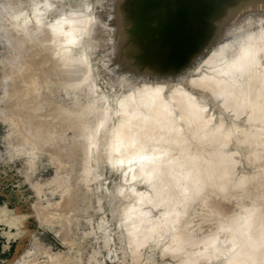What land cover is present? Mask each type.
<instances>
[{
	"label": "rangeland",
	"instance_id": "rangeland-1",
	"mask_svg": "<svg viewBox=\"0 0 264 264\" xmlns=\"http://www.w3.org/2000/svg\"><path fill=\"white\" fill-rule=\"evenodd\" d=\"M20 1L24 2V5L22 4L23 6H27L25 15L31 16V9L34 0H0V16L2 17L9 9H12L9 7H14L17 3H22ZM219 1L220 0H206V2H201V0H59L56 2L55 0V9H57L58 14V10H60V16L61 14L63 15V8L66 10H68V8H74L87 13L93 23L91 35L87 37L88 44H83L86 50L84 48L83 50L88 52L90 63H92L94 74L93 83L99 96H109L110 98H113L121 95L129 100L125 95H130L129 93L132 90L154 86L161 87L165 99L169 100L170 98L171 100L174 97L176 99L180 98L181 100L184 92L186 94L183 95H187L188 101H186L187 97L183 96L185 99L184 100L182 97V101H184L183 104L189 102L190 96L193 98V101L196 100L195 105H197V102L200 107L203 105V112L199 106L193 107V110L196 111V113L192 110V107H190L189 104L187 106L188 108L186 107L187 103H185L186 105H178V107L185 106L186 109H189V111H191V113H189L190 115L194 112L195 115H191V121L189 120V114H186L189 112L188 110H186V112L184 110L185 108H182L183 112H181L182 110L180 111V108L178 109V107H176L177 110L180 111L177 112L178 114L184 113L183 115L185 118L183 117V120L186 121L185 123H189L188 126L186 124L185 126L183 125V122H181L182 124H180L179 129L184 132L181 130L179 131L180 133L177 132L175 138L182 137L180 138L181 140L179 139L177 141L178 144L165 139L167 140L165 141V146L168 152L166 157L167 160L172 162L171 166L165 167L167 170H164L162 161L160 164L162 167L158 169L156 174H154V177L147 178L145 174H142V177L139 176L136 179V186H133L134 189L128 184L129 179L126 175L127 171L125 170V167L122 168L125 170L123 172L125 174L123 175L122 171L119 170L120 166L118 168L114 167V164H112L113 162L110 163V160H104L98 153L95 155L96 158L93 159H97L96 165L94 166H97L96 170L98 171V175L91 180L84 179V168H82L79 161L72 162V153L74 151L72 148L77 146L73 143V140H76V137L73 135L74 132L72 129L70 130H72L73 133L70 130H64L67 132L66 137L64 135L65 133L60 131L61 129L56 131L55 135H58L54 137H59L60 140L57 138L54 145L60 144V141H62V143H67L66 141L69 140V142L65 144V147L67 146L66 148L62 147L64 144L61 146L62 143L58 146L56 145L57 147L61 146L59 147L60 150L54 145V147H52L53 149L50 148L53 151L55 150L54 153L56 155L53 154L52 150L46 149L47 143L42 145V141L39 146L38 144L35 146L36 149L32 153L20 148V139L18 138H21L22 131L19 127L20 121H18L19 119L17 117L19 114L16 113L18 109H16V106L14 105V108H12V104H15V100H13L14 98L10 99V97L14 96V94L12 93V96L10 95V97L6 94L7 82L11 83L12 81L14 84L17 79V74L16 76L15 74H12L16 72L15 67H13L14 61H10V58L12 60V57H14V51L11 44L12 40L7 36L4 24L0 17V25L3 27L0 26V264H235L233 262H227L225 258L222 257H217L216 260H214L202 256L196 262L184 261L183 258L178 257V255L175 256L171 253H166L168 250L165 252L162 250L163 248L160 250V248H158L160 246H155V243L138 251L135 246L136 244H132L133 240L135 241L133 237L136 234L132 237L131 233L134 230H130L126 223L120 222L122 218L118 211L120 210L121 212L122 208L120 209V206L123 205L121 204L123 202H125L124 206H127V204L131 202L129 203L130 205H128L136 207L134 212L136 210L138 213L135 212L137 215L136 219H131L132 227L135 223L140 224V214L143 213L144 215V212L148 213L147 209L150 208L149 206L151 205L153 207L151 206L152 210L148 209L149 213L152 211V214L155 212L154 216H159V213L163 208V201L160 198V190L163 187L160 181V176L163 175L164 172L167 173V180L164 183V186L168 184L170 185L169 182H172L171 188L174 187L176 191L178 187L176 182L177 184L182 182V180L179 182L181 177H178L179 171L177 172V169L185 164H189L191 160L188 159V163L187 158H184V148H186L185 151L187 150L193 154L195 152L194 155H196L199 154V152L202 151V147H204V151L199 155H205V160L207 161L211 158L209 159L211 161L209 164L203 159L204 161L200 162L202 164L199 163V167L208 169L212 165L213 168L211 166V170H214V172H209L210 169L209 171L207 170L209 173L214 174H212L211 178L209 177L211 183L208 182V184H203V187L204 185H209L208 187L205 186V189H207L205 191H209L208 188H210L211 185L214 186L213 182L217 185L221 180H219L217 172L218 167L221 166V164L223 167H226L225 164H227V160H225V158H229V160L233 161L232 167H230V170L232 168V173L229 171L228 175L230 178L229 180L228 177L226 178L228 181L232 180V184H230L232 188L227 190V192L225 189L224 191L227 194L224 193L226 196H222L220 195V189H217V187L215 189L214 186V190L212 191L211 187V191H209L207 195L205 192V195L195 201L196 207L192 210L191 216L193 218L191 217V222L196 228V236L201 238L210 233L214 228L216 229V225L218 224L216 221L220 218V215L218 214L221 212L220 204H225L228 208L231 206L230 209L232 212L229 211V214L234 212L235 215L237 213H235V210L238 211L241 206L240 203H243L242 205L249 207L250 209L259 207L258 209L261 210V212L259 210V213L262 215L264 214V195L262 196V193L264 194V115H260L259 113L261 111V103L264 102V98H262L264 97V41L252 42L251 45L247 46L250 50V53L247 54L251 55V63H253L251 64L249 61L250 58L247 57L249 59L248 65L251 64L250 67L252 66V68H249L253 72H249V69V74L246 72L247 70L245 71L246 73H241L244 78L242 75H239L240 77L238 76V82L239 84L240 82L242 84L240 85L242 96L244 98L242 100V112L233 108L231 110V107L227 105L229 97L225 98L226 95L217 96L221 91L210 90L207 87L196 85L195 82L197 79H202L205 75L215 78L222 77L220 69L214 70L210 60L218 48L225 46L232 41L235 34L244 33L246 29L247 31L255 30V27L256 29L259 28V30L261 27L264 28V0H239V2L238 0L224 1V3H222V5H224L220 6L221 10L225 8L224 11L222 10L223 13H219L221 11L220 8H216ZM52 2H54V0H52ZM7 3L11 4V6H7ZM234 3H236L235 6L237 9L233 8L235 10H231L232 7H234ZM218 9L219 11H216ZM66 10L63 12L66 13ZM215 12L216 15L217 12L220 15L218 14V18L214 21L213 32L210 36L205 37L206 34L203 25L211 19V16H213ZM252 25L255 27H252ZM153 46H155V48H153ZM133 47L138 48V50L136 49V51H132ZM242 48L243 45L241 43H236L233 46V49L235 50H240ZM121 53L125 55V60L123 56L120 55L125 64L117 66L119 54ZM229 57L231 58L229 59L232 60V53H229ZM9 62H12L13 65ZM25 72L26 71H23V74ZM255 72L259 73V76H257V73V75H255ZM37 73L33 74L32 77V80L36 84H34L32 90L36 87L38 92L34 90L35 92L32 91L33 93L47 90L49 94H46L48 96L55 97L56 94L55 98L57 100L60 102L67 101L68 104L72 105L74 99L73 92H68L66 94L63 89H59L58 91V89L55 88L56 85L52 84L54 82L52 81V77H50L51 74L48 73V76L47 74L45 75V73H42L43 75H41V73L39 75L38 73L39 76H35ZM11 74L13 77L10 76ZM245 74L248 75L245 76ZM8 76L13 79L15 77V80L7 81L10 79ZM40 77L41 79H39ZM36 78L39 80H36ZM47 79L51 80V82L47 81ZM38 81L39 83H36ZM37 84H40V86ZM44 86L48 87L45 88ZM181 90L183 92H181ZM175 92H177L179 98L174 94ZM28 96L29 95L26 97ZM87 96L88 93L85 94L84 101L88 99ZM124 97L123 99H125ZM11 100H13V102ZM256 100L258 101L256 102ZM259 100L262 102L257 104ZM10 103L12 104L10 105ZM180 104H182V102ZM263 105L262 109H264ZM130 107H132L133 112H137V107L140 109H138V112L142 111V108L139 106ZM198 109L201 111L199 110L198 112ZM255 110L258 112L255 113ZM235 111L236 113H241V116L238 113L236 114ZM200 112L202 115L204 113L203 116L206 119H204L202 115L197 114ZM9 113L13 114L14 117L11 114L9 115ZM174 113H176L175 110ZM256 114L258 115V118L255 117ZM144 115L145 112H143V116ZM199 115L202 118L200 117L201 122L197 123L195 118H199ZM9 116H12V120ZM109 117L110 119L108 120H111V118L115 119L112 114H109ZM209 119H211L210 122H212V120L213 122L210 123L207 121ZM191 122L196 123H194V127L191 125L190 129L185 128L187 131L186 133L183 128L189 127V125L192 124ZM219 123L222 124L218 127L221 129L224 128L225 131H223L225 133L214 125ZM195 124H198V126L196 127ZM211 126L216 128L213 129ZM237 126L239 133H237V131L232 133L231 130H234V128L236 129ZM162 127L161 130L163 129V131H165ZM228 127L231 130H229ZM165 128L169 130L171 129L170 132L166 129L168 134L172 132V128L167 126H165ZM192 128L197 129H195V131ZM202 128L204 131H201L203 130ZM198 129H201L200 131L202 133L210 132V137H212L208 142L206 141L208 133H206L205 140L201 138L199 142L197 138L196 145L200 146V151H196L197 149L195 150V148H198L199 150V147L194 145L196 140H189V138H196L195 136L199 131ZM201 132L200 134L202 135ZM192 133L195 135H192ZM222 133L225 134L224 136L222 135L224 139L220 136ZM229 133L232 135L230 136ZM146 135L147 134L145 133V135L143 134L141 137L144 141L147 140L148 136H150L148 138L149 141L154 139L152 134L150 135V133H148V135ZM67 136L68 138L71 137V140L68 139ZM220 138H222V141H218ZM228 139L230 141H228ZM257 139H261L262 141L257 142ZM161 140L163 141V139H159L151 142L161 145ZM201 140H203V142ZM223 140L225 144L223 143ZM226 140L227 143L225 142ZM149 141L146 142L148 143ZM188 142L191 143L189 144ZM220 143H222L223 146ZM169 144H171V147ZM179 144L183 146H180ZM186 144H188V146H186ZM190 145L192 146V149H190ZM156 146L157 145H152L153 148ZM175 146L176 148L179 146L183 149H171ZM215 146H217V148ZM67 148L68 153H66ZM212 148H215L216 152L212 150ZM65 149L66 152H64ZM175 150H177V154ZM224 150L225 152L223 154L222 151ZM205 151L207 153L210 151L212 154L215 152V155L218 154L216 155L218 159L215 160V162H212V159H216V157L212 154H210V157L207 156ZM59 153L64 156L61 158ZM181 154L183 155L177 159ZM219 155H222L223 158L225 156L227 157L223 160ZM65 158L67 159V162ZM220 158L223 163L225 161L224 164L220 161ZM234 158H236V160H234ZM69 159L71 160L70 162ZM218 160L220 162L219 166H215L218 164ZM177 162L181 163V165L178 163L179 165L177 164L176 166L175 164ZM205 163L209 166L207 167ZM122 164L124 163L116 165L118 166ZM203 164H205V166H203ZM172 167L176 168L175 172ZM168 169H171L170 171H173L174 173H172L174 175L172 173L170 174ZM157 174H159L158 177ZM230 174L232 176H230ZM244 175L247 177L248 175L250 176L247 178ZM126 177L128 179L127 181H125L126 179L124 180ZM242 177L243 179L246 178L245 181ZM217 179V182L214 181ZM240 180L246 182V185L243 181H241L243 182L241 184H244L245 186L238 184L240 183ZM156 182H159L158 185L152 186V184H156ZM123 185H126L125 189L128 191L122 187ZM127 185L129 187H127ZM233 185H240L241 187H239L242 189L239 190V188L236 187L235 189H238V191L235 192V186L233 187ZM254 185H256V188ZM121 187L123 188V193L129 192V194H123L124 196L121 195V198L119 199L118 196L122 194L120 192ZM137 188L140 189L141 192L143 190L142 194L148 195V198L145 199L143 203L136 199L137 195H142ZM152 189L155 191H152ZM110 190L111 192L113 190L115 191V193L112 192L114 195H112ZM217 190L220 194L217 193ZM151 191L152 194H150ZM245 192L247 194L243 195ZM259 192H262L261 195H259ZM108 194L115 197L112 198L111 195ZM153 196L154 198H152ZM256 196L257 198H255ZM238 198H240V200ZM74 200L76 202H74ZM127 200L128 202L126 204ZM239 201L241 202L239 203ZM155 202L158 203L156 204ZM255 202H257V206ZM245 203L247 205H245ZM141 204L142 208L146 211L142 208L141 210H138L140 209ZM239 204L240 206L238 207ZM117 207H119V209H117ZM232 207L235 209L234 211L232 210ZM135 214H133L132 217L134 216L135 218ZM152 214L150 213L148 215L152 216ZM18 215L22 216L21 220L17 218ZM148 215L146 217L144 216L145 219ZM206 215L210 216L206 217ZM138 216L140 222H137L139 220ZM151 216H149V218H151ZM137 228L138 227L136 226L135 230ZM135 232H137V230ZM135 232H133V234ZM130 235L133 238L132 240H130Z\"/></svg>",
	"mask_w": 264,
	"mask_h": 264
},
{
	"label": "bare ground",
	"instance_id": "bare-ground-1",
	"mask_svg": "<svg viewBox=\"0 0 264 264\" xmlns=\"http://www.w3.org/2000/svg\"><path fill=\"white\" fill-rule=\"evenodd\" d=\"M58 1L56 0V2H58ZM224 1L228 2V0H220L218 3L219 7L217 6L216 8H220V10H221L220 6L224 5V4L222 5V3H224ZM20 2H22V1H20ZM56 2H55V0H54V2H52V0H34L33 7L31 9V12H32L31 16L25 15V12L27 10V6L26 5L23 6L24 2L17 3L14 5V7L11 6V4L7 3L8 4L7 6H11L9 8H12V9H9L6 12V14H3L2 17L0 16L1 20L4 24V28H5L7 36L9 37V39L12 40L11 44H12L13 51H14L13 52L14 57H12V60L10 58V61H14V65L12 62H9V63H12L13 67H15L16 72L15 73L11 72V73L15 74V76L17 74V79L15 80V77L13 79V78H10L8 76V78H10V79L7 78L8 79L7 81L15 80V82L13 81L14 84L12 83V81H11L12 84L10 82H7L8 84L6 86V90H7L6 94L9 95V97H10V95L12 96V93L14 94V96L10 97V99L14 98L13 100H15V104L10 103V105L12 104V108H14L13 107V105H14V106H16L15 108L18 109L16 111V113H18L19 115L18 116L16 115V116L19 119L18 121H20L19 127L22 131V133H21L22 136L18 135V136H21V138L20 137L18 138V139H20L19 140L20 141V148L27 150L28 152L32 153L36 149L35 146L37 144L39 146L41 141H42V143H41L42 145L44 143H47L46 149H50L54 146L57 147L58 145H60L62 143V141H60V144L54 145V143H56V141H57V138L59 139V137H57V138L54 137V136L58 135V134L55 135L56 131L61 129L60 131H63L65 133L64 135L66 137L67 132H65L64 130L72 129L74 133L72 132V130H70V131L73 133V135L76 137V140H77V141L73 140L74 141L73 143H75L77 145L75 148L73 147L75 145L70 146V147H73L72 150L74 149V151L72 153V160H73L72 162L79 161L82 168H84V172H85V178L84 179H86V180H91L93 177L98 175V171L96 170L97 166L96 167L94 166V165H96L97 159L93 160L94 158H96L95 155L97 153L100 156H102V158L104 160L107 159V161H109V160L111 161L110 163L113 162L112 164H114V167L118 168L120 166L121 169L119 167V170H121L122 173L126 170L127 171L126 175L128 176V179H129L128 184L132 188H133V186H136L135 181L139 176L142 177V174L143 175L145 174V176L147 178H152V176L154 177V174H156V172L158 171V169L160 167L163 166L164 167L163 169L167 170L165 167L171 166L172 162L170 160H167L166 155L168 154V152H167V148L165 146V141L168 140V141H172V142L178 144L177 141L180 138H182V137H177L178 139L175 138L177 132H179L181 130V129H179V126H180V124H182L181 122H183V125L186 124L185 123L186 121L183 120L185 118L183 115L184 113H180L181 115L177 113V112H180L182 110V108L184 109L185 106L184 107L183 106L178 107V105H186L185 103H187L186 107L189 104L190 107H192V110H193V107L199 106V108H201L202 112L204 110L203 105L200 107V105H198V102H197V105H195L196 100L193 101V98L190 97L189 95H188L190 98L189 102H185L183 104L184 101H182V97L184 96L183 94H186V93H184L182 90H181V92H183V94H182L181 100L179 98V95H177V92H175L174 94H176L177 98H179V99H176L174 97L171 100H170V98H169V100L165 99L163 96L164 94H163L161 87H154V86L153 87L152 86L151 87H144L145 89L142 87V89L138 88V89L132 90L130 93L128 92L130 95H128V96L125 95V96L127 98H129V100L123 96L128 101L123 99V97L121 95L115 96L113 98H110L109 96H99V94L96 92L95 85L93 83V80H94L93 66H92V63H90V58H89L88 52L85 51L86 48H85V46H83V44L85 45V43L88 44L87 37L89 35H91L92 29H93V23H92L91 19L89 18V16L87 15V13L83 12L82 10H77L74 8H68V10L63 8L62 9L63 15L61 14V16H60V10H58V12H59V14H58L57 9H55L56 8V6H55ZM201 2H206V0H201ZM238 2H239V0H238ZM238 2H236V3H238ZM236 3H234V7H232L231 10L237 9L235 6ZM231 6H233V5H231ZM233 8H235V9H233ZM224 9H222V10L224 11ZM65 10L67 11L66 13L63 12ZM216 11H219V9ZM221 11L219 13H223V11L222 12ZM219 13L217 12V15H216V12H215L214 14L216 16L214 14H213V16L210 15L211 19H209V21L203 25L204 31L206 34L205 37L210 36V34L213 32V30H214L213 24H214V21L220 15ZM252 27H255V26L252 25ZM250 29H251V27H250ZM261 29H263V30H261ZM261 29L260 30H259V28L256 29V27H255V30L253 29L252 31H247V29H246V31L244 33L242 32L240 34H235L230 43H228L225 46L218 48L216 53L211 58L210 63L213 66L214 70L220 69V73H221L222 77L215 78V77H210V76L205 75L202 79H197L199 81H197V80L195 81L196 85H199V86L201 85L202 87H207L210 90L221 91V92H219L220 94L219 93L217 94V96L218 95H223V96L226 95L225 98L229 97L228 98L229 100L227 101V105L231 107V110L233 108L237 111L242 112V102H243L242 100L244 98L242 96V89H241L242 84H241V82H240L241 85L239 84L238 76L239 75L243 76V74H241L242 72L243 73L247 72L249 74V72L252 71L250 69V68H252V66L250 67V65L253 63H251L252 62V60H251L252 58H250L251 55L247 54V53H250L249 52L250 50L248 49L249 47L247 48V46L251 45L252 42L264 41V28L261 27ZM162 30H163V28H162ZM248 30H249V28H248ZM236 43H241L243 45V48L240 50L233 49V46ZM83 48L85 50H83ZM153 48H155V46H153ZM136 49L138 50V48L133 47L132 51L133 50L136 51ZM154 50H156V49H154ZM229 53H232V55H233L232 60H230L231 58L229 57ZM120 55H122L123 58L125 57V55L123 53L119 54L117 66H122L125 64L122 61V58H121L122 56H120ZM247 57L250 58V60ZM124 60H125V58H124ZM248 60L251 63L249 65H248V63H249ZM166 62H168V61H166ZM253 62H254V60H253ZM9 65H11V64H9ZM214 65H215V67H214ZM246 68H248V69H246ZM248 70H249V72H248ZM23 71H26V72L23 74ZM37 72L39 73V75H40V73H41V75H43L44 73H45V75L46 74L48 75V73L51 74L50 77H52V79H53L52 81L54 82L52 84L56 85L55 88H57L58 91H59V89H63L66 94L68 92H73L74 99L72 101V105L68 104L67 101L60 102L59 100H57L55 98L56 94H55V97L54 96H48L47 95V94H49L48 91L47 90L44 91L43 88H42L43 91H40L39 93H33L32 91L36 90V87L34 90H32V88L35 84L34 81L32 80V77H33V74H35ZM38 73L35 76H37ZM256 73L257 72H255V75L258 74L257 76H259V73H257V74ZM12 74L10 76H12ZM248 74H245V76H247ZM242 76H241V78H242ZM41 77L39 79H41ZM50 77H49V79H50ZM243 78H244V76H243ZM39 79L36 78V80H39ZM47 81L51 82V80H48V79H47ZM40 82H41V80H40ZM36 83H39V81ZM40 84L39 85L37 84V85L40 86ZM41 87H42V85H41ZM46 87H48V86H46ZM40 90H41V88H40ZM36 91L38 92V89ZM86 93H88V96H87L88 99L86 101H84V97H85ZM27 95H29V96L26 97ZM57 95H59V94H57ZM172 96H174V95H172ZM184 97H187V95H185ZM184 97H183V99H184ZM256 97L259 98L258 96H256ZM262 98H264V97H262ZM13 100H11V101L13 102ZM177 100L178 101L180 100V101L178 102ZM186 101H188V97H187ZM257 101L258 100H256V102ZM181 102H182V104H180ZM260 102H262V101L259 100V102L257 104H259ZM262 103L264 104V102H262ZM262 103H261V111L259 112L260 115L261 114L264 115V109H262V105H263ZM130 106H135V107L139 106L142 108L141 109L142 111L138 112L139 108L137 107V109H136L137 112H133L132 107H130ZM176 107H178V109L180 108V111L177 110ZM230 107H229V109H230ZM174 110L176 111V113H174ZM184 110L189 111V109H186V108ZM190 110H191V108H190ZM199 110L200 109H198V112H199ZM257 110H259V109H257ZM1 112H2V110H1ZM13 112H15V111H13ZM143 112H145L144 116H143ZM181 112H183V110ZM194 112L196 113V111H194ZM194 112L192 113L193 116L195 115ZM257 112L258 111L255 110V113H257ZM189 113H191V111H189L186 114L188 115ZM235 113H236V111H235ZM237 113L239 115L241 114L239 112H237ZM10 114L11 113H9V115ZM109 114L110 115L112 114V116L115 117V119L113 118L114 121L112 118H111V120H108V119H110ZM197 114L202 115L201 112L197 113ZM11 115L13 116V114H11ZM191 115L189 114V116H190L189 120L191 118ZM200 115H199V118L198 117L195 118L196 119L195 121L197 123L201 122L202 117ZM203 115H204V113H203ZM12 116H9V117H11V120H12ZM257 116L258 115L256 114L255 117H257ZM203 118L206 119L204 116H203ZM261 118H263V117H261ZM211 119H209L207 121L210 122ZM15 121H17V120H15ZM196 122H194V123H196ZM209 122H208V124H209ZM212 122H213V120H212ZM212 122H210V123H212ZM188 123L186 124L187 126H188ZM194 123L190 124L189 127H184L182 125L181 126L184 127L183 129H185V128L190 129L191 125H193L192 127H194ZM221 124L222 123L214 124V125L218 127ZM195 125H196V127L198 126V124H195ZM200 125H203V124H200ZM210 125H213V124H210ZM165 126L172 128V132L170 134H168V131L170 132L171 129L169 130V129L165 128ZM19 127H18V129H19ZM161 127L164 128L165 131L167 129L168 130V131H166L167 133L165 131H163V129L161 130ZM212 128L215 129L216 127L213 126ZM189 129H188V131H189ZM192 129H194V128H192ZM192 129H191V131H192ZM195 129H197V128H195ZM206 129H205V131H206ZM213 129H212V132H213ZM219 129L222 130V132L225 131L224 128H222V129L219 128ZM229 130H231V129L229 128ZM234 130H231L232 133L236 132V131H237V133H239L238 126L236 129L234 128ZM181 131H183V130H181ZM195 131H194V133H195ZM199 131L197 132V134L195 136L196 138L190 139L188 137L189 140H196V142L193 141L195 143L194 144L195 146H197L196 145L197 144V138H198L199 142H200L201 138H203L205 140V136L207 135L206 133H208V132H206V133L204 132L205 134L202 133L201 131H204V129H203L200 131L202 133V135H201ZM185 132L187 133L186 129H185ZM145 133L147 135H148V133H150V135L152 134V137L154 138L153 140L163 139V141L161 140V142L164 145L154 144V142H151L153 140L149 141L148 138L150 136H148L147 140L144 141V139L141 137L143 134L145 135ZM209 133L206 136L207 142L209 141V139L211 140V138H212V137H210ZM184 135H185V133H184ZM189 135H191V134H189ZM189 135H187V136H189ZM192 135H195V134L192 133ZM222 135L224 136L225 134H223V133L220 134L221 137H222ZM229 135L231 136L232 134L229 133ZM263 136H264V133H263ZM67 138H68V136H67ZM70 138H68V139H70ZM222 138H220L221 140L219 139L218 141H222ZM165 139H167V140H165ZM64 141H65V139H64ZM146 141H149V142L147 143ZM201 141L203 142V140H201ZM228 141H230V140L228 139ZM258 141H262V140L257 139V142ZM66 142L68 143L69 140H67ZM144 142H146V143H144ZM225 142L227 143V140ZM263 142H264V140H263ZM263 142H261V143H263ZM16 143H17V141H16ZM67 143L63 142L61 144V146L64 144V146H62V147H65V144H67ZM149 143H151V144L153 143L152 145H154V146L157 145V146L155 148H153L152 145ZM223 143H224V140H223ZM18 144H19V142H18ZM48 144H49V146H48ZM166 144H168V143H166ZM220 144H222V143H220ZM170 145L171 144H169V146ZM179 145L183 146L181 144H179ZM201 145H203V144H201ZM61 146H59V147H61ZM169 146H167V147H169ZM186 146H188V144H186ZM192 146H193V144H192ZM192 146L190 149H192ZM217 146H215V147L217 148ZM222 146H223V144H222ZM222 146H220V147H222ZM59 147H57V148L59 149ZM70 147H68V148H70ZM197 147H199V150H198V148H195V150L197 149L196 151H200L201 150L200 146H197ZM68 148H67V152H66V149L64 150V152L68 153ZM179 148L181 149L182 147L178 146V148H176V146H175L171 149H179ZM203 148L204 147H202L201 152L204 151ZM41 149H42V147H41ZM52 149H50V150H52ZM185 149L186 148H184V152H185L184 158H187V162L189 161L188 159H191L190 160L191 164L188 162L189 164H185L182 167H179L177 169V172L179 171L178 177L179 176L181 177V178L179 177L180 178L179 182H180V180H182V182H180L179 184H177V182H176V185H178L176 191H175V188L173 187V185H172L173 188H171L172 182H169L170 185L168 184V185L164 186V183L167 180V175H166L167 173L164 172L163 175H161V173H160V175H161L160 181H161V184L163 186L160 190V194H161L160 198L163 201V204H162L163 208L162 209L159 208V209H161V211L159 210L160 211L159 216L158 215H156L157 217L154 216L155 212H153L154 214H152V211H150L152 216L148 215V214H150L148 209H151V206H152L151 205V206H149L150 208L147 209L148 213L144 212V215H143V213L140 214L141 215V222H140V218L138 216L139 220L137 222H140V224L135 223L134 224L135 226L133 225V227H134V229H133L131 219L132 218L136 219V217H137V215L135 214L136 210L134 212V209L136 207L135 206H129L130 205L129 203H131V202H129L128 203L129 205H128L127 204L128 200L126 201L127 206H124L125 202L121 203V204H123L120 206V209L122 208L121 212H120V210H118L120 215H121V218H122V219L120 218L122 220V221L120 220V222L126 223V225L128 226V228L130 230H132V231L134 230L133 232H135L137 230V232H135L134 234L131 231L132 237H133V235L136 234L133 237L135 239V241L133 240L132 244L133 243H134V245L136 244L135 246L137 247V250L139 251L140 249L146 248V246H150L151 244L155 243V246H157V247H158V245L160 246V247H158V248H160V250L162 248H163L162 250H164V252L168 250V252H166V253H171L175 256L178 255V257H181V258H183L184 261H188V262L189 261L190 262H192V261L196 262L197 260L200 259V257L205 256V257H208V259L210 258V259H214V260H216L217 257L218 258L222 257V258H225V260L227 262H233L235 264L236 263L237 264H245V263L262 264L263 263L264 264V218H263L264 214L262 215L259 213V210H260V209H258L259 207L258 208L254 207V208L250 209L249 207L242 205L243 203H240L241 201H239V203L241 204V206H240V204L238 205V207L240 206L239 210L237 211L232 207V210L233 211L235 210V213L236 212L237 213L234 215V212H233V213H231L232 214L231 215V214H229V211H231V209H230L231 206H230V208H228V206H226L225 204H223V205L220 204V211L221 212L219 211L220 213L218 214V215H220V218L219 219L216 218L218 220V221H216V222H218V224L216 225V229L214 228L212 231H210V233L204 235L201 238H198L196 236V234H195L196 228L191 222L192 210H194V208L196 207L195 201H197V199H199L201 196L205 195L204 194L205 192L207 195V193H209V191H211V189H210L211 187H212V191L214 190V188L216 189V187H217V189H220L219 191L221 194L218 193L219 192L218 190H217V193L222 195V196L225 195L224 193H226L227 190L232 188V186L230 185V184H232L231 183L232 180L228 181L230 178V177H228V175H229V171L232 170V168L230 170V167H232L233 161L229 160V158L228 159L225 158L227 156L223 155V156H225L224 157L225 160L228 161V162L226 161V163H227V164H225L226 167H223L222 164H221V166H219V163H220L219 160L217 161L218 164L215 163V164H217L215 166H219L218 172L217 171L216 172L218 173L219 180L220 179L221 180L219 181V183L217 185L214 184V182L212 181L213 185L215 187L210 184L211 187L208 188L209 191H205V190H207V189H205L206 185H204V187H203V184H205V183L208 184V182L211 183L210 178H211L212 174H214V173H209V172H214L213 169H212L213 171L211 170L212 165L208 169H205L204 167H199V163L203 162L205 160V158H206L205 155L204 156L199 155L201 152H199V154L194 155L195 152H194V154L191 152L193 155L192 156L191 153L187 150H186L187 151L186 152ZM44 150H45V148H44ZM59 150H58V152H59ZM212 150L215 151L216 149L212 148ZM54 151H53V154L56 155L54 153ZM217 151H218V149H217ZM62 152H63V148H62ZM62 152H60V153H62ZM175 152L177 154V150H175ZM215 152L212 154V153H210V151H209V153H207L205 151V153H207V156H209V157H210V154H212L216 157V155H218V154L215 155ZM222 152L224 154L225 150ZM196 153H198V152H196ZM218 153H219V151H218ZM230 154H232V153H230ZM60 155H61V158L64 156V155L62 156V154H60ZM182 155L183 154H181L180 156L178 155L179 157L177 159H179ZM66 156H69V155H66ZM162 156H163V158H162ZM173 156H174V154H173ZM214 156H213V158H214ZM220 156L222 157V155H219V157ZM168 158H169V156H168ZM224 158L222 157L223 160H224ZM209 159H211V158H209ZM217 159H218V157H216V159H212V162L213 161L215 162V160H217ZM234 160H236V158H234ZM70 161L71 160L69 159V162ZM94 161H95V163H94ZM162 161H163V163H162L163 165L161 166L160 164ZM185 161H186V159H185ZM207 161H206V163H209L211 160H209L208 162ZM220 161H221V158H220ZM66 162H67V159H66ZM115 163L116 164L124 163L125 165L122 164L124 166H122V165L117 166ZM178 163L179 162H177L176 164L175 163H173V164H175L177 166ZM224 163H225V161H224ZM72 164H74V163H72ZM179 164L181 165V163H179ZM200 164H202V163H200ZM205 164H203V166H205ZM206 166L208 167L209 165L206 164ZM123 167H125V170L122 169ZM212 168H213V166H212ZM173 169L175 172L176 168H173ZM209 169H210V171H209ZM170 170L171 169H168V171L171 174L173 171H170ZM230 173H232V171ZM124 174L125 173H123V175ZM158 176H159V174H157V177ZM230 176H232V175L230 174ZM249 176L250 175H248V177ZM227 177H228V180H226ZM243 177H242V179H243ZM245 177H247V176H245ZM216 178H218V177H216ZM216 178H214V179H216ZM128 179H127V177L124 178L125 181H127ZM245 179H243V180L245 181ZM211 180H213V179H211ZM243 180H240V183H238V184H240V185L245 184L246 185V182H244ZM214 181L217 182L218 179L214 180ZM241 181H243L244 184H241V183H243ZM225 182H226V184H225ZM158 183L159 182H156V184H152V186H154V185L157 186ZM235 184H237V183H235ZM125 186L123 185L122 187H124V189H125ZM129 186L127 185V187H129ZM208 186H206V187H208ZM239 186L233 185L234 189L236 187L239 188V190L242 189V188H240L241 186L240 187ZM122 187L120 188L121 189L120 192L122 194H120L119 196L117 195L119 199L121 198L120 197L121 195L129 194V192L127 193L125 191H124L125 193H123ZM254 187L256 188V185H254ZM244 188H246V187H244ZM138 190H140V189H138ZM126 191H128V190H126ZM152 191H155V190L152 189ZM152 191L150 194H152ZM237 191H238V189L235 192H237ZM110 192H111V190H110ZM112 192L115 193L114 190ZM133 192H134V190H133ZM142 192H143V190H142ZM142 192L140 190L141 194H142ZM222 192H223V194H222ZM114 193H112V195H114ZM261 193L262 192H259V195H261ZM244 194H247V193L245 192V193H243V195ZM108 195H111V194H108ZM112 195H111L112 198L115 197ZM154 195H156V194H154ZM263 195L264 194L262 193V196ZM147 198H148V195H146V194L137 195V197H136V199L142 203ZM152 198H154V196ZM255 198H257V196ZM238 199L240 200V198H238ZM74 202H76V201L74 200ZM251 203H252V201H251ZM255 203L257 206V202H255ZM81 204H83V203H81ZM132 204H133V202H132ZM134 205H137V204H134ZM153 205H154V201H153ZM245 205H247V204L245 203ZM203 207H205V206H203ZM78 208H79V205H78ZM141 208H142V204H141L140 209H138V210H141ZM117 209H119V207H117ZM142 209H144V208H142ZM201 209H203V208H201ZM228 209H230V210H228ZM218 210H219V208H218ZM77 211H79V210H77ZM144 211H146V210L144 209ZM156 212H158V211H156ZM260 212H261V210H260ZM136 213H138V212H136ZM133 214H135V218H134V216L132 217ZM146 214L148 215V217L145 219V217L147 216ZM149 216H151V218H149ZM207 216L208 215H206V217ZM216 216H217V214H216ZM142 217H143V219H142ZM17 218L19 220H21L22 216L18 215ZM18 219H16V220H18ZM136 224H138V225H136ZM127 226H126V228H127ZM136 226L139 229L137 228L135 230ZM131 235H130V240L133 239L131 237Z\"/></svg>",
	"mask_w": 264,
	"mask_h": 264
}]
</instances>
